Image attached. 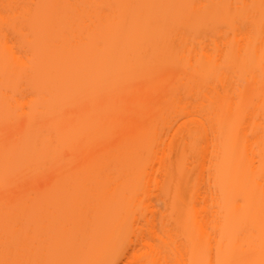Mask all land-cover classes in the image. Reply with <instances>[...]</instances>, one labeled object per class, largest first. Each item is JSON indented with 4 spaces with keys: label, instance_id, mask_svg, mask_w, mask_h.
Segmentation results:
<instances>
[{
    "label": "bare ground",
    "instance_id": "6f19581e",
    "mask_svg": "<svg viewBox=\"0 0 264 264\" xmlns=\"http://www.w3.org/2000/svg\"><path fill=\"white\" fill-rule=\"evenodd\" d=\"M0 264H264V0H0Z\"/></svg>",
    "mask_w": 264,
    "mask_h": 264
},
{
    "label": "rangeland",
    "instance_id": "374dc122",
    "mask_svg": "<svg viewBox=\"0 0 264 264\" xmlns=\"http://www.w3.org/2000/svg\"><path fill=\"white\" fill-rule=\"evenodd\" d=\"M209 37H204L202 40H205L207 43L210 41L208 39ZM198 41V40H196ZM211 42V41H210ZM196 45L198 48H200V44L196 42ZM214 46V45H211ZM212 48V47H211ZM172 71L170 68H164L163 72L167 73L169 71ZM144 79L140 80V83H143ZM190 118L183 117V116H178L174 120V127L170 130L168 134H166V142H169L170 140L174 141V148L172 149L170 155H171V161L169 162L170 164V171L171 169L175 168L174 161L177 159L178 153L183 149V145L185 142V139L189 137L191 133L197 134L196 130V123L191 122L189 120ZM188 123V124H187ZM178 132V135L175 136V133ZM172 162V163H171ZM176 166H177V160H176ZM169 168V167H168ZM177 170L174 169V171ZM177 173V172H174ZM191 173V185L196 186L197 185V172H193V170L190 172ZM21 176L18 178V183L27 185L29 183H32L34 181H41L40 179H31V176L34 174L38 173H33L29 168L25 167L24 169L21 170L20 172ZM173 174V173H172ZM171 175V174H170ZM175 174H173L174 176ZM177 176V175H176ZM41 177V176H39ZM38 178V177H37ZM176 193L174 190H172L170 193L165 194L164 192H160L159 190L154 189L153 194H152V203L155 205L154 207L159 209V214L157 215L156 219H152L151 222H143L141 224L142 229L141 233L145 235L146 237H152L153 235H157L155 242H159L158 240V235H163L164 237H168V233H175L174 230V221L172 219V214H173V199L175 198ZM162 217L165 218V222H162Z\"/></svg>",
    "mask_w": 264,
    "mask_h": 264
}]
</instances>
